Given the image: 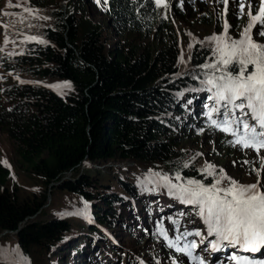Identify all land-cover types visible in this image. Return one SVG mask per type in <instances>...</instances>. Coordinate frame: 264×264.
<instances>
[{
    "label": "trees",
    "instance_id": "obj_1",
    "mask_svg": "<svg viewBox=\"0 0 264 264\" xmlns=\"http://www.w3.org/2000/svg\"><path fill=\"white\" fill-rule=\"evenodd\" d=\"M54 1H28L50 21L31 17L46 43H33L26 55L1 58L5 70L43 84L17 83L0 91V131L14 147L25 180L41 188L40 193L25 191L0 161V234L22 226L16 236L26 264H139L126 251L116 253L114 241L90 222L72 216L30 219L44 212L56 186L87 202L102 227L128 229L140 221L142 230L149 231L147 240L158 241L149 191L119 177L97 182L91 175L98 168L84 172L83 167L87 162L102 167L132 162L175 173L179 160L190 153L179 144L191 137L202 105L211 103L209 94L197 93L191 85L210 53L196 46L190 63L197 71L181 72L178 27L150 0H107L103 24L88 15L91 0L72 1L66 8ZM113 35L125 38L109 43ZM54 81L71 88L56 91L45 85ZM187 162L190 167L182 176L212 183L200 174L203 167L197 161ZM114 182L123 194L113 190ZM179 212L186 216L189 211ZM160 246L167 264L180 261L174 250Z\"/></svg>",
    "mask_w": 264,
    "mask_h": 264
},
{
    "label": "snow or ice",
    "instance_id": "obj_2",
    "mask_svg": "<svg viewBox=\"0 0 264 264\" xmlns=\"http://www.w3.org/2000/svg\"><path fill=\"white\" fill-rule=\"evenodd\" d=\"M24 2L27 3V0ZM104 2L107 3V0ZM150 2L159 9L170 8L169 0ZM183 2L184 0H178L179 6L182 7ZM218 2L224 5L222 12L226 15L229 0ZM96 3L100 4L101 0H96ZM232 3L237 9L238 19L244 18L247 6L250 22L243 28L240 37L235 38L229 31L232 26L225 19L222 32L208 38L210 62L198 65L203 69V79L200 75H194L193 79L198 80L202 88L193 91L202 90L209 94L207 99L211 103L205 104L207 111L204 113L208 126L214 131L224 133L225 137H230L226 142L232 147L238 146L241 151L252 150L256 154L259 167H251L248 172L249 175H255V182L240 183L211 163H206L200 169V174L205 179L211 177L212 183L206 184L200 179L185 178L181 172L190 167L187 161H182L173 175L150 170L147 182L141 181L143 191L163 190L180 204L191 206L203 222L206 231H180V221L173 220L176 232L174 238H170L169 232L163 226L158 230L168 249L183 254L196 264H205L202 255L194 254L200 244L205 243L208 247L202 251L210 249L212 252H220L233 249L228 257L229 264H264V259L253 258L264 249V177L261 175L264 172V156L260 155L264 150V43L253 38L254 28L257 37H264V0H257L255 5L253 0H232ZM19 6L12 5L9 0V7ZM253 7L256 9L255 13ZM23 10L30 16L48 19L39 17L38 10L34 8L25 7ZM23 20L24 17H21L20 22ZM3 27L7 29L8 25ZM27 40L36 41L37 38L31 36L27 37ZM10 42L15 43L9 40L5 32L3 43L6 46ZM37 42L46 43L43 40ZM191 47L192 45H189L190 49ZM2 51L4 48H0V52ZM8 55L12 56L13 53ZM180 63H186L183 55L180 57ZM49 87L62 91L65 88L70 89L71 84ZM199 155L202 154L197 153L191 160L194 161ZM3 163L11 167L6 160ZM244 163L248 164L249 161ZM147 184H152L153 187L148 188ZM189 237L199 238V243L196 239L189 240ZM173 264L182 262L173 261Z\"/></svg>",
    "mask_w": 264,
    "mask_h": 264
},
{
    "label": "rangeland",
    "instance_id": "obj_3",
    "mask_svg": "<svg viewBox=\"0 0 264 264\" xmlns=\"http://www.w3.org/2000/svg\"><path fill=\"white\" fill-rule=\"evenodd\" d=\"M28 1L29 0H27V3H25L24 0H10L12 5L20 6L9 7V0H0V48H4V51L0 52V58L2 56H6L7 53L18 55L20 44L22 47L21 53L26 54V52L31 49V46L34 42L28 41L27 37L38 36L39 39L40 37H42V31L34 25L35 22L33 23V19L31 18H34L35 16H30L23 10L25 7L30 8V6L28 5ZM72 1L74 2L77 0H55L54 5H57L61 8H66L67 5H70V3H72ZM256 2L257 0H253L254 5L256 4ZM89 3L87 6L88 15L95 22H98L100 24L105 23V18L102 15L103 8H105L104 0H101L100 4H97L96 0H91ZM169 4L170 8L168 10H162L163 12H165L164 14L166 16L174 21L175 25H177L178 27L176 28L181 35L180 40L181 44H183L181 56L183 55L186 61V63H180L182 66L181 72H190V70L197 71L194 70L193 64L190 63L191 59H189V57H191V53L196 49V46L197 48H205V51H207V53H210L208 38L213 36L214 34L222 32L225 19H227L228 23L232 26L229 31L230 34H232L235 38L240 37L243 28L250 22V18L247 16V6L245 7L244 18L238 19L236 16L237 9L232 3V0H229L228 12L226 15L222 12L224 5L219 3L218 0H184L182 7L179 6L178 0H169ZM255 11L256 9L255 7H253V12L255 13ZM5 13H9V15H5ZM15 13H17L18 15H16ZM202 15L205 16L202 17ZM21 17H24L22 23L20 22ZM36 19L41 20L39 18ZM45 22L47 24L50 23L49 19L45 20ZM3 25H8V28L5 29ZM5 32H7L9 40L15 41V43L10 42L6 46L4 45L3 41L5 38ZM189 33H191L192 35H189ZM255 33L256 28L253 29V38L261 43H264V37H257ZM110 38L111 40L109 41V43L115 40H123L125 36L121 37L118 35H113L112 37L110 36ZM20 39H22L21 42ZM189 45H192L191 49L189 48ZM209 62L210 60H208L206 63ZM197 68V75L199 73H203L202 68ZM249 71H251V66L249 67ZM202 77L203 75H201V78ZM21 81H24L25 83L32 82L33 84H43L42 82L33 80L31 78L26 79L22 76L20 77L17 74L11 76L8 71L0 68V89L6 90L8 88L7 84H10L12 82V84H17L21 83ZM56 84H65V82L54 81L51 84L46 83L45 85L50 86ZM191 85L194 89L199 88V84L196 80L193 81ZM201 129H203L202 132L200 131ZM191 131V137L185 138V140L179 144L181 150L186 149L190 152L185 156V159L187 161H189L190 158L197 153H200L202 155L197 156L195 159V161L198 162L197 166L204 167L206 163H214L215 165L220 166L218 167V169H223L229 176L236 179L240 183L248 184L255 182V175L248 174L251 167H259L258 162H256V154L252 152V150L241 151L238 146L232 147L226 142L228 138L225 137V134L214 131L209 126L207 127L204 125L203 128H200L195 132L192 128ZM180 154L184 153L181 152ZM14 155V147L11 146L10 143H8L6 137L0 131V161L2 165H4L3 161L6 160L8 162L11 167L9 168L5 165L4 166L12 171L14 182L22 189L28 192L32 191L40 193V187L34 186L30 182L28 183L26 181L27 179L24 176V172L20 170L19 166L15 163ZM260 155L264 156L263 150L261 151ZM182 161L183 160H179L180 163ZM244 161H249V163L245 164ZM128 163H126L125 165L129 167L126 166V168H122L124 165L120 166L117 162L108 163L106 167L97 166L93 163L87 162V164L83 167V171L87 172L92 167L94 169L98 168L97 170L100 173H97V171L92 174L93 176L91 175V178H93L97 182H102L103 180L105 181L107 179V176H109L110 179L119 177L121 179H124L125 181L128 180L134 183H141V181L147 182V180L149 179L150 170H162V168L156 169L147 164L146 166L140 164V166L138 167L137 164L131 166ZM70 175L71 174L68 175V178ZM261 175L262 177H264V172H262ZM55 187L56 186L51 187L47 202L48 204L45 206L44 212L39 214L37 217L30 219V221H35L36 219L49 221L50 219L57 216L68 218L72 216L77 217L81 220L82 217L80 216L79 212H81V214L85 216H88L89 213L87 210L89 204H87V202L85 203L78 197H70L69 195L67 196V194L61 193V191L57 188L56 190ZM148 188H150L149 185ZM113 190H116L117 192H119V194H123L121 192V185L116 182L113 183ZM144 192L147 193L146 191ZM160 201L161 202L157 204L156 209L154 210L155 215L157 216L158 220L163 223L162 225L166 231L174 232L175 225H173V223L168 221L167 219V221L165 220V218H167L165 216V213L171 210L168 200L162 197ZM175 203L176 202H173V204ZM194 214L196 215L195 211ZM130 218L134 220L135 215L130 216ZM196 218L199 219L197 215ZM176 220L180 221L179 227L186 223V219ZM127 226H129L128 229H123L120 228L118 224H116L114 230L112 229V233L115 235V241L116 243H118H113L115 244L114 250L116 253L120 254L121 252H125L124 250H127L128 252H125V254H130L133 259L137 260V262L139 261V264H167L168 259L165 254H163L162 248L160 246V244L164 245L163 240H158L156 242L148 241L146 233L142 230L144 228L141 227V225L136 221L129 223ZM138 242L141 243L140 246H136ZM203 246L204 245L200 247V253L198 254L202 255L203 258H207L208 253L207 251H202V249L205 248ZM261 251H264V249H262ZM20 252L21 251L19 249V243H17L16 233L0 234V264H26V262H24L22 256L20 255ZM123 256L121 255V260L124 262L125 257ZM90 258L93 257L90 256ZM218 260L223 263L222 261L224 260V257L219 255ZM218 260L215 259V262H217ZM225 261L227 262V259ZM134 264L138 263L134 262Z\"/></svg>",
    "mask_w": 264,
    "mask_h": 264
},
{
    "label": "bare ground",
    "instance_id": "obj_4",
    "mask_svg": "<svg viewBox=\"0 0 264 264\" xmlns=\"http://www.w3.org/2000/svg\"><path fill=\"white\" fill-rule=\"evenodd\" d=\"M13 83V82H12ZM194 209L193 208H191L190 210H189V212H188V215L186 216V218L187 219H190V220H192V221H196V220H198L197 218H196V215L194 214ZM170 234H173V232H169V235ZM114 236L112 235V240H114V238H113ZM162 240H164L163 239V237L161 238Z\"/></svg>",
    "mask_w": 264,
    "mask_h": 264
},
{
    "label": "water",
    "instance_id": "obj_5",
    "mask_svg": "<svg viewBox=\"0 0 264 264\" xmlns=\"http://www.w3.org/2000/svg\"><path fill=\"white\" fill-rule=\"evenodd\" d=\"M21 229H22V226L20 227V229H19L18 231L11 232V233H16V234H17V233H19V231H20ZM7 233H9V232H5V234H7ZM11 233H10V234H11Z\"/></svg>",
    "mask_w": 264,
    "mask_h": 264
}]
</instances>
